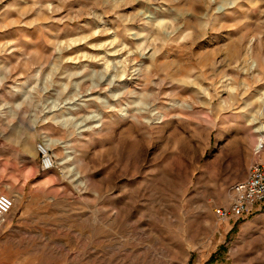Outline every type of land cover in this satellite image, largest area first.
<instances>
[{
    "label": "rangeland",
    "instance_id": "1",
    "mask_svg": "<svg viewBox=\"0 0 264 264\" xmlns=\"http://www.w3.org/2000/svg\"><path fill=\"white\" fill-rule=\"evenodd\" d=\"M253 163L264 0H0V264H264Z\"/></svg>",
    "mask_w": 264,
    "mask_h": 264
},
{
    "label": "built area",
    "instance_id": "2",
    "mask_svg": "<svg viewBox=\"0 0 264 264\" xmlns=\"http://www.w3.org/2000/svg\"><path fill=\"white\" fill-rule=\"evenodd\" d=\"M37 153L40 155V169L50 170L53 167L47 150L37 144ZM232 198L227 206L214 209L215 216L220 221H236L252 213L256 207L264 202V166L259 163L251 164L244 178L231 185ZM13 206L12 197L0 194V227Z\"/></svg>",
    "mask_w": 264,
    "mask_h": 264
},
{
    "label": "bare ground",
    "instance_id": "3",
    "mask_svg": "<svg viewBox=\"0 0 264 264\" xmlns=\"http://www.w3.org/2000/svg\"><path fill=\"white\" fill-rule=\"evenodd\" d=\"M256 65H257V62L255 61V60H253L252 62H251V68H253V67H256ZM47 147H48V145H46ZM41 148L45 151L46 150V148L43 146V145H41ZM38 151V150H37Z\"/></svg>",
    "mask_w": 264,
    "mask_h": 264
},
{
    "label": "crops",
    "instance_id": "4",
    "mask_svg": "<svg viewBox=\"0 0 264 264\" xmlns=\"http://www.w3.org/2000/svg\"><path fill=\"white\" fill-rule=\"evenodd\" d=\"M246 171H247V169H246ZM233 172H234V174H237L238 171L237 172L236 171H233Z\"/></svg>",
    "mask_w": 264,
    "mask_h": 264
}]
</instances>
